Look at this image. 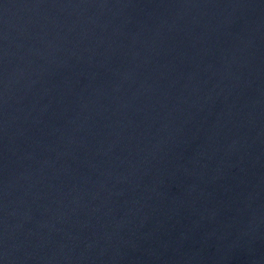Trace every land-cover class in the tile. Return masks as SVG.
Instances as JSON below:
<instances>
[{
	"label": "water",
	"instance_id": "95a60500",
	"mask_svg": "<svg viewBox=\"0 0 264 264\" xmlns=\"http://www.w3.org/2000/svg\"><path fill=\"white\" fill-rule=\"evenodd\" d=\"M0 264H264V0H0Z\"/></svg>",
	"mask_w": 264,
	"mask_h": 264
}]
</instances>
